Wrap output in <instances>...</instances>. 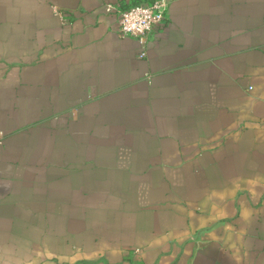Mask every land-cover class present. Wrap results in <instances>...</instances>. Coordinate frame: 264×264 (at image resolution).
<instances>
[{
  "label": "crops",
  "instance_id": "crops-1",
  "mask_svg": "<svg viewBox=\"0 0 264 264\" xmlns=\"http://www.w3.org/2000/svg\"><path fill=\"white\" fill-rule=\"evenodd\" d=\"M151 1L0 0V264H264V0Z\"/></svg>",
  "mask_w": 264,
  "mask_h": 264
},
{
  "label": "built area",
  "instance_id": "built-area-1",
  "mask_svg": "<svg viewBox=\"0 0 264 264\" xmlns=\"http://www.w3.org/2000/svg\"><path fill=\"white\" fill-rule=\"evenodd\" d=\"M170 8L169 0H152L149 3H133L119 12L118 32L122 37H131L138 41L140 58L147 57L148 47L156 33L162 32L168 22ZM116 7L106 6L107 13H112ZM139 254V251H136Z\"/></svg>",
  "mask_w": 264,
  "mask_h": 264
},
{
  "label": "trees",
  "instance_id": "trees-1",
  "mask_svg": "<svg viewBox=\"0 0 264 264\" xmlns=\"http://www.w3.org/2000/svg\"><path fill=\"white\" fill-rule=\"evenodd\" d=\"M133 4H134V5H137V4H139V3L134 2Z\"/></svg>",
  "mask_w": 264,
  "mask_h": 264
}]
</instances>
